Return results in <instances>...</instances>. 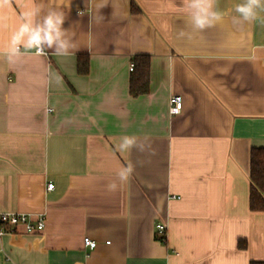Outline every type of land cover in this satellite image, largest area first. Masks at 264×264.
Instances as JSON below:
<instances>
[{
  "label": "crops",
  "instance_id": "obj_1",
  "mask_svg": "<svg viewBox=\"0 0 264 264\" xmlns=\"http://www.w3.org/2000/svg\"><path fill=\"white\" fill-rule=\"evenodd\" d=\"M40 2L0 11V47ZM240 2L218 0L222 22L194 32L181 0H107L100 22L104 0H70L64 27L79 51L0 58V214L45 217L42 232L0 235V264L264 263V211L250 209L251 151L264 148V24L241 21ZM137 55L150 56L151 79L133 97ZM122 135L147 136L151 150L118 152ZM129 161L130 180L106 191Z\"/></svg>",
  "mask_w": 264,
  "mask_h": 264
},
{
  "label": "clouds",
  "instance_id": "obj_2",
  "mask_svg": "<svg viewBox=\"0 0 264 264\" xmlns=\"http://www.w3.org/2000/svg\"><path fill=\"white\" fill-rule=\"evenodd\" d=\"M19 3V0H16ZM70 0H48L45 5L42 0L33 7L22 10L17 24L11 31L7 44L0 47V58L8 64H16L27 55L37 57L46 56L48 53L59 57L74 55L80 47L75 41L71 29L65 28L66 14L63 11ZM180 7L187 16L186 23L194 32H203L216 26L223 20V13L219 10L218 0H181ZM97 5L98 21L104 17L99 10L107 5ZM13 0H0V11L10 9ZM237 17L247 23L259 21L264 24V0H241L234 5ZM3 17H0L2 20ZM185 33H180L183 36ZM55 82H60V77H55ZM116 150L120 153H131L133 150L145 153L151 150L147 136L140 138L136 135H122L118 138ZM135 171V165L129 161L122 165L114 179L105 185L108 192H116L120 186L128 182Z\"/></svg>",
  "mask_w": 264,
  "mask_h": 264
},
{
  "label": "trees",
  "instance_id": "obj_3",
  "mask_svg": "<svg viewBox=\"0 0 264 264\" xmlns=\"http://www.w3.org/2000/svg\"><path fill=\"white\" fill-rule=\"evenodd\" d=\"M135 12V10H134ZM134 69L130 78V94L139 97L149 93L151 79V58L148 55H137L133 58ZM89 71L88 59L79 56L78 72L86 75ZM250 209L252 211H264V148H253L250 158ZM161 242L167 243V238H161ZM240 248L246 247V242H239ZM251 264H264L251 262Z\"/></svg>",
  "mask_w": 264,
  "mask_h": 264
},
{
  "label": "built area",
  "instance_id": "obj_4",
  "mask_svg": "<svg viewBox=\"0 0 264 264\" xmlns=\"http://www.w3.org/2000/svg\"><path fill=\"white\" fill-rule=\"evenodd\" d=\"M134 69V64H131V71ZM169 113L171 116H178L182 113L183 109V98L180 95H174L171 97L169 102ZM48 189H53V184L48 186ZM19 228H24L25 232L32 234L42 232L45 229V217L39 216L37 219H33L27 214H16V213H3L0 214V235L6 233H15ZM157 236L159 239L167 237V227L164 224H158L156 227ZM84 244L89 250H94L97 247V242L85 238Z\"/></svg>",
  "mask_w": 264,
  "mask_h": 264
}]
</instances>
